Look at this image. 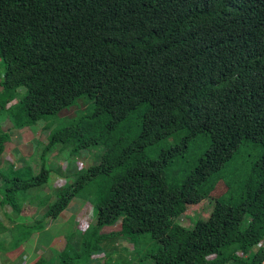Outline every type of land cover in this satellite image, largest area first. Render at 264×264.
Returning a JSON list of instances; mask_svg holds the SVG:
<instances>
[{
  "label": "trees",
  "instance_id": "trees-1",
  "mask_svg": "<svg viewBox=\"0 0 264 264\" xmlns=\"http://www.w3.org/2000/svg\"><path fill=\"white\" fill-rule=\"evenodd\" d=\"M0 60V109L19 99L18 128L81 98L92 101L78 120L50 131L38 173L23 158L21 167L6 166L8 135L0 134L2 205L39 217L17 245L49 230L48 222L87 192L95 220L79 229L83 238H67L57 249V264H77L83 256L89 264L94 257L264 264V152L238 196L216 194L245 141L264 148V0H0ZM134 112L138 123L123 129ZM124 132L136 136L126 139ZM177 132L182 146L158 159L146 155ZM200 135L210 136V147L181 183L170 181L171 160ZM61 143L74 154L105 150L98 164L67 172L65 186L42 194L52 170L45 155ZM207 200L215 205L206 220L192 228L178 223ZM144 234L157 248L139 255L131 243ZM49 259L39 254L32 264Z\"/></svg>",
  "mask_w": 264,
  "mask_h": 264
},
{
  "label": "rangeland",
  "instance_id": "rangeland-1",
  "mask_svg": "<svg viewBox=\"0 0 264 264\" xmlns=\"http://www.w3.org/2000/svg\"><path fill=\"white\" fill-rule=\"evenodd\" d=\"M4 70V65L0 60V77L2 76ZM1 91V89H0ZM19 99L17 98L12 104L8 105L5 109H0V134L6 133L8 135V145H14V147H9L6 144V151L8 154L7 165L12 164L13 160L15 163L21 167L24 162L22 158L26 160V163L31 165L33 171L39 172L42 164V153L45 145L49 142V134L52 129L60 128L73 123L78 120L82 115L86 114L91 110V103L87 97L79 99L75 104H73L68 109H64L58 114L47 116L41 119L37 124L27 126L25 128H18L16 122L19 121V115L21 114V108L18 106ZM6 114L8 116L6 117ZM18 114V115H16ZM139 115L134 112L131 118L124 122L123 129L126 128L128 123L137 124ZM48 122V123H47ZM122 137L126 139H132L136 136V133L124 132L121 134ZM184 135L177 132L173 137L160 141L153 147L146 149V155L151 159H158L163 151L171 149L175 144L182 146L181 138ZM211 144V138L208 135H200L195 140L191 141L189 149L184 152V154H179L175 156L168 167L167 175L170 181L175 183H181L188 173L198 164V160L201 156L208 150ZM23 146L22 150H18V146ZM16 146V147H15ZM63 147L61 151L60 148ZM13 148H15L13 150ZM17 148V149H16ZM105 148L102 146H91L88 149L79 151L78 153L71 152V146L65 144H58L52 146V149L48 151L45 155L46 167L51 168L50 178L48 185L42 191V194H47L49 192L54 193L55 188H62L66 184V179L64 174L71 171V175L75 173L78 174L84 168L89 167L92 164H98L101 161V156ZM9 152L14 154H9ZM264 152V148L260 143H255L252 140L245 141L238 153L236 154L233 161L228 165V167L223 171L221 179L217 182L216 187L218 191L216 194L218 198L224 197L225 200H229L232 196H238L240 193V187L244 184L252 173L254 165L257 160L260 159ZM28 156V157H24ZM30 156V157H29ZM20 157V159H18ZM2 163H0L1 165ZM12 168V167H11ZM28 169V171H30ZM7 173L11 169L5 170ZM26 171V172H28ZM77 174L74 176L76 178ZM36 190H31L34 193ZM87 192H82L81 196H77L76 200L71 203L67 210L60 215L59 221L48 222V227L51 228L50 231L44 229L39 230L41 235V243L50 245L59 236L58 241L63 242L60 246L62 247L67 238L70 240L77 241L80 236L79 229H84L86 222H93L95 220V208L91 202L86 198ZM7 204V203H6ZM215 205L214 200H207L205 203L189 210L179 218V224L185 228H192L195 221L198 219L206 220L209 215H211ZM24 209H28L24 207ZM74 214V216L69 215ZM13 215L16 213L9 214L6 219L11 220ZM247 221V220H246ZM82 222L81 226L80 223ZM90 224V223H89ZM88 224V225H89ZM120 222L115 226L116 229L119 228ZM56 228V234L54 232ZM114 230V228H113ZM82 231V230H81ZM44 238L46 240H44ZM32 241V239H31ZM119 244L121 247L131 249L133 245L134 251H138L139 255H145L147 253H153L157 248L156 244L150 240L148 234L140 236L137 240L130 243L127 240L120 239ZM264 247V241L261 243ZM40 245V244H39ZM16 247V246H15ZM137 247V248H136ZM256 248H254V251ZM46 248L41 246L39 248L40 254H44ZM102 256V255H100ZM101 259V258H100ZM98 258L94 257L90 264L98 263ZM117 259H107L102 260L98 264H114ZM89 259L84 256L80 258L77 264H89ZM57 262V259H56ZM106 262V263H104ZM117 264H124L122 260H118ZM138 264V263H135Z\"/></svg>",
  "mask_w": 264,
  "mask_h": 264
},
{
  "label": "crops",
  "instance_id": "crops-1",
  "mask_svg": "<svg viewBox=\"0 0 264 264\" xmlns=\"http://www.w3.org/2000/svg\"><path fill=\"white\" fill-rule=\"evenodd\" d=\"M14 145L15 144H13L12 146L14 147ZM14 149L15 148H13V150ZM22 149L23 146L19 145L18 150ZM5 152V158H7L8 154L6 149ZM9 154H14V152H9ZM1 199L2 195H0V264H32L39 257V248L41 246H44L46 248V251L44 252V254L40 255L45 256L48 259L50 258V264H57V255L55 254V252L63 244V242L58 241L59 236L57 237V241L55 238L53 244L46 245L40 242L42 233L34 231L26 241H22L19 245H17V240H22V238L25 237L28 225L34 224V219H36L38 215H36V217L34 218L30 216V214H28V210H25L21 214H16V216L13 215L12 219L8 220L6 219V216L10 213L14 214V211L9 203L2 205ZM75 200H73L71 203H73ZM64 212L65 211H63L61 215ZM70 213L71 214L69 215L74 216L72 212ZM59 218H57L53 222L59 221ZM50 229L48 231H50ZM54 232L56 234V228H54ZM44 240L46 239L44 238ZM63 246L61 248H63ZM98 260L101 261V259ZM100 261H98V263ZM112 263L117 264L116 262Z\"/></svg>",
  "mask_w": 264,
  "mask_h": 264
}]
</instances>
